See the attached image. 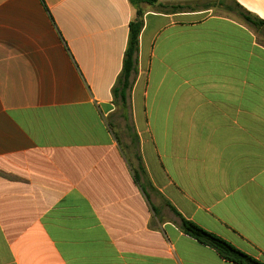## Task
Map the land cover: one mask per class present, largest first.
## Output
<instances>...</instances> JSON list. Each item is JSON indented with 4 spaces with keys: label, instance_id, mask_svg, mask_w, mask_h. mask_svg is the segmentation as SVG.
<instances>
[{
    "label": "crops",
    "instance_id": "obj_1",
    "mask_svg": "<svg viewBox=\"0 0 264 264\" xmlns=\"http://www.w3.org/2000/svg\"><path fill=\"white\" fill-rule=\"evenodd\" d=\"M140 9L123 106L129 0H0V264H234L176 212L264 263V0Z\"/></svg>",
    "mask_w": 264,
    "mask_h": 264
},
{
    "label": "trees",
    "instance_id": "obj_2",
    "mask_svg": "<svg viewBox=\"0 0 264 264\" xmlns=\"http://www.w3.org/2000/svg\"><path fill=\"white\" fill-rule=\"evenodd\" d=\"M129 1L131 5L136 8V15L134 20L129 25V37L126 51L124 54L123 67L119 79L117 81V86L113 90L115 101L123 106H126L127 104L128 93L132 85L131 79L136 71V58L139 51V39L144 26V14L140 8L142 5L154 6L158 3L159 0ZM163 8L168 11H176L181 9L182 7L175 5H164ZM239 13L246 23L257 29L264 30V20L253 17L251 14L247 13L243 9H240ZM133 155L134 159L136 160V165H133L135 179L137 183L141 186L143 191L145 193H148V190L153 189V185L149 180L147 171L144 167V164L138 151H135ZM176 215L179 218V228L184 234L193 238L198 243L212 248L225 261L234 264H264L263 262L253 258L252 256L240 251L231 243L225 241L221 237L210 233L195 224L194 222L185 219L178 212H176Z\"/></svg>",
    "mask_w": 264,
    "mask_h": 264
},
{
    "label": "rangeland",
    "instance_id": "obj_3",
    "mask_svg": "<svg viewBox=\"0 0 264 264\" xmlns=\"http://www.w3.org/2000/svg\"><path fill=\"white\" fill-rule=\"evenodd\" d=\"M122 110L120 108H117V111L113 118L111 119V123L113 124V127L115 129V133L117 136L122 140L124 145H129L130 143V136L127 135L126 132V126H130V121H126L121 117ZM130 135V132L128 133Z\"/></svg>",
    "mask_w": 264,
    "mask_h": 264
}]
</instances>
